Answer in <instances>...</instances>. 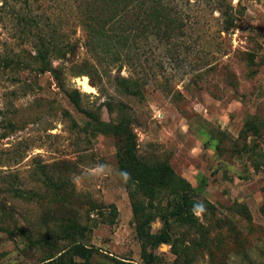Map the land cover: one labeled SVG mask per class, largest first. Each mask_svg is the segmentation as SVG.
Masks as SVG:
<instances>
[{
	"label": "rangeland",
	"instance_id": "374dc122",
	"mask_svg": "<svg viewBox=\"0 0 264 264\" xmlns=\"http://www.w3.org/2000/svg\"><path fill=\"white\" fill-rule=\"evenodd\" d=\"M25 1L0 0V208L12 214L7 221L0 210V226L9 230L16 226L13 235L0 231V264H40L55 252L53 247L69 245L70 240L44 236L46 229L39 219L48 208L66 222L73 219L80 225L83 232L77 239L95 250L91 264H112L113 259L141 264L131 206L118 169L120 144L110 135L82 131L87 118L68 99L73 88L86 95L81 97L83 108H101L103 122L116 123L127 116L137 159L168 162L177 176L190 183L194 197L215 205L221 217L232 218L248 239L250 258L264 264V238L249 235L247 224L226 211L233 203L245 204L253 226L264 228L259 212L264 203V170L254 171L239 141L248 119L264 120V0H176L181 29L170 39L149 35L140 41L139 59L120 73L136 81L134 95L114 84V72L94 76L96 87L86 77L93 92H84L82 77H71V59L51 58V68H60V80L50 71L41 72L35 42L19 38L14 13L30 8L49 16L56 2L60 7L51 18L61 27L58 32L81 45L83 30L74 19L77 8L71 0ZM222 14L235 27L224 31ZM251 57L253 65L248 62ZM84 58L80 49L74 62ZM253 141L264 152V134L259 140L249 136L246 143L251 146ZM37 164L55 179L58 170L71 169L65 174L72 193L65 200L66 209L58 207L51 191L32 178ZM13 180L42 200L13 198L6 192V183ZM21 227L28 233L22 234ZM160 228L158 220L151 224V232ZM154 254L156 264H180L165 243ZM197 264H210L208 256Z\"/></svg>",
	"mask_w": 264,
	"mask_h": 264
},
{
	"label": "trees",
	"instance_id": "16d2710c",
	"mask_svg": "<svg viewBox=\"0 0 264 264\" xmlns=\"http://www.w3.org/2000/svg\"><path fill=\"white\" fill-rule=\"evenodd\" d=\"M25 2L27 4V0ZM70 2L76 4L74 19L82 26L81 45L76 40L68 39L67 34L59 33L61 27L52 22L55 11L60 7L56 2L51 7L49 16L35 14L30 8L14 13L19 38L22 41L33 39L35 42V58L40 64V71L52 72L57 80H60V68H51V58L60 59L61 62L71 59V77H88L91 86L96 87L94 76H110L114 72V84L134 95L137 91L133 88L138 86L136 81L122 77L120 73L124 67L134 65L139 59L140 41L149 35L170 39L183 26L181 7L174 3L176 0ZM222 16L224 31L235 27L229 16ZM80 49L84 51L85 58L77 64L74 61ZM248 62L253 65V58H249ZM67 96L70 103L87 118L83 132L110 135L120 144L117 150L118 169L131 206L135 238L141 248V264H156L154 250L163 243L169 245L175 262L180 264H197L204 255L208 256L210 264H232L233 259L255 264L249 255L250 249L247 248L250 246L248 239L232 218L228 215L221 217L215 205L194 197L190 183L177 176L168 162L149 163L137 159L136 139L131 120L127 116L122 115L116 123H105L100 117V107L91 110L81 106V97L86 95L78 89H71ZM107 109L111 111V107L108 106ZM8 124L9 128H13L12 124ZM263 134L264 120L256 116L248 119L239 133V141L243 144L240 148L247 154L257 173L264 170V152L257 141H253L251 146L246 141L249 136L259 140ZM67 171L71 172V169L66 166L58 172L55 169L53 172L58 173L55 179L44 166L37 164L31 175L36 183L51 191L52 200L61 209L67 208L65 200L72 197L65 175ZM6 184V192L13 198L24 201H31L35 197L40 201L43 198L37 196L32 189L16 186L14 180ZM0 210L2 219L12 220L10 210L4 207ZM226 211L247 224L249 235L256 234L264 238V228L253 226L251 213L245 204L233 203ZM259 212L264 218V203ZM44 214L39 219V225L46 229L44 236L55 238L54 241L70 242L64 248L53 247L55 252L45 257L40 264H91L95 250L77 239L83 232L80 225L73 219L66 222L64 218L57 217L56 212L50 208ZM156 220L161 228L157 232H151V224ZM15 227L9 230L0 226V231L13 235ZM20 232L28 233L23 227ZM42 240L40 238L36 242L40 243ZM112 264L132 263L113 259Z\"/></svg>",
	"mask_w": 264,
	"mask_h": 264
},
{
	"label": "bare ground",
	"instance_id": "6f19581e",
	"mask_svg": "<svg viewBox=\"0 0 264 264\" xmlns=\"http://www.w3.org/2000/svg\"><path fill=\"white\" fill-rule=\"evenodd\" d=\"M79 83H80V86L82 87V90L84 92H87V93L93 92V89L90 87V85L88 83V79L86 77H82L79 80Z\"/></svg>",
	"mask_w": 264,
	"mask_h": 264
}]
</instances>
